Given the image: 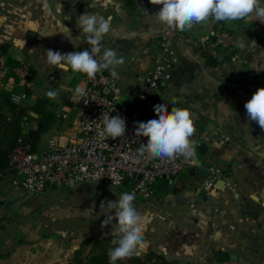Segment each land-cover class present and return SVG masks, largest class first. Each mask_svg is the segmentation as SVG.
I'll return each mask as SVG.
<instances>
[{"label":"crops","instance_id":"0c3cea01","mask_svg":"<svg viewBox=\"0 0 264 264\" xmlns=\"http://www.w3.org/2000/svg\"><path fill=\"white\" fill-rule=\"evenodd\" d=\"M159 7L149 0H0V47L4 50L0 94L23 88L11 71L3 72L4 67L11 69L21 63L30 67L35 86L59 92L57 100L46 97L56 107V119L41 136L38 151L44 146L43 137L62 134L74 123L75 111L64 100L75 87L85 86L83 75L49 68L43 59L46 51H82L87 44L77 27L79 16L88 12L111 17L112 30L102 44L125 59L114 80L121 97L130 104L140 100L142 79L168 28L156 20ZM218 27L226 36L216 45L221 52L216 48L217 56L212 58ZM28 34L35 35L34 41ZM170 49L179 64L160 88L159 98L172 108L189 110L196 129L191 139L197 144L201 166L160 190L155 185L145 204L133 202L144 224L143 243L134 255L151 252L177 264H264V130L247 119L244 108L252 94L264 87V22L209 20L191 30L174 29ZM36 100L30 97L28 106ZM66 111L67 117L60 118ZM209 168L218 169L221 175L208 195L202 186ZM10 180L11 173H0V264H69L76 251L88 255L91 247L85 253L86 245L102 240L101 232L92 226L47 235L32 227L38 226L34 222L24 224L20 220L23 205L15 206L24 194ZM93 210L97 214L94 224L102 223L106 214H99L98 207ZM79 211L65 218H88ZM114 224L115 220L108 224L109 236Z\"/></svg>","mask_w":264,"mask_h":264},{"label":"built area","instance_id":"2783aa9c","mask_svg":"<svg viewBox=\"0 0 264 264\" xmlns=\"http://www.w3.org/2000/svg\"><path fill=\"white\" fill-rule=\"evenodd\" d=\"M173 36L174 29L168 27L157 43L158 51L153 65L142 79L140 106L135 114H130L124 106L118 105L120 89L105 71L92 81L83 76L87 95L80 98L74 96L72 92L68 96L71 108L75 111V121L71 127L64 133L48 139L39 151L37 149L30 151L28 145L19 143L8 157L7 170L0 173H11L10 184L28 195L41 193L48 188L71 189L91 183L117 189L127 178V188L130 183H134V187L128 188L127 192H135L134 201H137L149 199L159 181L169 182L188 172L197 163L196 147V155L192 161L179 156L172 160L158 159L147 154L140 157L139 163H133L131 160V157L137 154L141 143L147 142L146 137L134 136L135 127L138 122L155 118L154 101L160 99V88L170 80L174 68L179 64L170 49ZM225 36L226 32L218 27L217 43L212 46L211 51L212 58L217 56L216 45ZM8 71L12 72L23 87L21 90L8 93L12 104L27 108L30 97L37 100L47 99L48 87L35 86L28 65L21 63L11 69L3 68L4 73ZM106 89L108 94L104 93ZM142 110L148 111L146 119L140 117ZM67 113L68 111L60 114V118L65 119ZM104 114L119 115L125 120V136L106 140L98 136V125H101ZM23 126L25 129L36 128L32 121L24 122ZM220 175L218 169H208V177L202 186L206 194L214 191Z\"/></svg>","mask_w":264,"mask_h":264},{"label":"clouds","instance_id":"9594fccd","mask_svg":"<svg viewBox=\"0 0 264 264\" xmlns=\"http://www.w3.org/2000/svg\"><path fill=\"white\" fill-rule=\"evenodd\" d=\"M149 3L160 6L155 13L157 22L181 32L209 20L232 22L250 19L252 22H264V0H149ZM77 27L83 34L81 39L88 47L82 51L63 54L49 49L43 58L46 65L52 69L83 75L89 81L95 80L105 70L113 79H117V69L125 64V59L118 56L115 49L103 47L102 44L106 34L112 30L111 17L105 18L87 12L79 16ZM46 95L51 100L59 98L56 90H49ZM73 95L83 98L87 95V90L77 86ZM244 108L247 119L264 130V87L252 94ZM154 115L155 118L138 122L135 127L134 136L146 137L147 142L141 143L137 154L131 157L132 162L139 163L140 157L145 154L158 159L172 160L179 156L192 161L196 150L191 138L196 129L189 110L173 107L169 111L166 105L160 103L154 106ZM125 130L126 122L123 118L104 114L97 134L101 139H116L125 136ZM135 199V192H124L118 200L102 202L100 205L101 212L106 214L102 226L115 220L111 231V244L114 247L107 254L109 264L126 260L142 246L144 224L141 213L133 203Z\"/></svg>","mask_w":264,"mask_h":264},{"label":"rangeland","instance_id":"374dc122","mask_svg":"<svg viewBox=\"0 0 264 264\" xmlns=\"http://www.w3.org/2000/svg\"><path fill=\"white\" fill-rule=\"evenodd\" d=\"M52 137L53 136H50V133L47 134L45 137H43L42 139L44 143L43 145H45L46 141ZM128 190L129 189L123 185L117 189H111L102 184L91 183V184H84V186L82 187L77 186L71 189L60 187L58 189H55L54 192L49 191L35 196L33 194L32 195L24 194L23 196L20 197L21 199H25V201L21 203V205H23L22 206L23 211H21L20 215L22 216L23 219L20 218L19 219L23 220L24 224L26 225H31L34 222L38 226L35 225L32 227L34 228L38 227V229H40L41 232L47 235H59L66 228H72L73 230H75L77 227H83V226L89 229L94 227L93 230H99L101 232L100 234L102 235L101 237L102 240H108L110 238H113L108 234L109 226L108 225L102 226V223L94 224V221L96 220L94 216H97V214L93 212L95 214L94 215L92 213V210L97 207L100 210V205L102 202L106 203L107 201L118 200L120 195L124 192H127ZM146 201L147 200H142L141 204H145ZM8 206H10V208H13L10 203L8 204ZM12 210L15 209L13 208ZM79 210H82V213L86 212L89 216L88 215L85 216H87L89 219L86 218L79 220L77 219L78 216L75 217L69 216V219L65 218L66 214H71L74 211L80 212ZM98 213L100 214L101 210ZM36 214H38V218L34 220L33 217ZM9 216L11 217V215ZM101 216L104 217L105 215L102 214ZM30 218L33 221H31ZM105 219L106 216L104 217V220ZM78 221L82 222V224H78ZM87 248H90L92 251L93 249L92 243L89 246L86 245L85 253H87ZM88 255H82V257L86 258Z\"/></svg>","mask_w":264,"mask_h":264},{"label":"trees","instance_id":"16d2710c","mask_svg":"<svg viewBox=\"0 0 264 264\" xmlns=\"http://www.w3.org/2000/svg\"><path fill=\"white\" fill-rule=\"evenodd\" d=\"M221 52L220 48H217ZM4 53L0 47V55ZM211 62H215L214 59ZM16 66V65H15ZM10 66V68L15 67ZM65 105H71L68 100H64ZM56 107L47 99H38L33 106L27 108L18 107L12 104L8 98V93L0 94V172L8 168V157L14 148L19 144L28 145L30 151H35L40 142L41 136L47 133L53 126L56 116ZM32 111L37 119L30 116ZM32 121L35 129H25L24 122ZM20 141V142H19ZM108 240L93 241V249L86 257H82L81 251H76L70 264H109L108 251L114 247ZM116 264H177L167 262L162 257L153 253L136 256L133 255L126 260H118Z\"/></svg>","mask_w":264,"mask_h":264},{"label":"water","instance_id":"95a60500","mask_svg":"<svg viewBox=\"0 0 264 264\" xmlns=\"http://www.w3.org/2000/svg\"><path fill=\"white\" fill-rule=\"evenodd\" d=\"M27 38H28L29 40H31V41H34V39H35V35H33V34H28ZM217 60L220 62V61L222 60V57H219ZM104 93H105V94H108V90H107V89L104 90ZM160 103L163 104V105H166V106L168 107V110H169V111L171 110L172 107H171L170 105L166 104L164 101H162V100H160V99H156V100L154 101V106L157 105V104H160ZM118 105H120V106H124V107L129 111L130 114H135V113L137 112V109H138L139 106H140V100L136 99V100H134L132 103L128 104V103H126V99H125L124 97H120L119 100H118ZM29 114H30V116L35 117V114H33L32 112H29ZM147 116H148V111H147V110H142V112H141V114H140V117H141L142 119H146ZM209 130L212 131L211 128H209ZM194 145H195V147H197V144H196L195 142H194ZM199 150H200V151H204V148H203V147H200ZM200 166H201V164L197 162L196 165H195L193 168H190V169L188 170V174L191 175V174L194 172L195 168H196V167H200ZM137 179L139 180V179H140V176H138ZM127 183H128V179L125 178V179L123 180L122 185H123V186H127ZM166 184H167V182L164 181V180H163V181H159V182L156 184V189H157V190H160L161 187L164 186V185H166ZM133 187H134V183H130V184L128 185V188H129V189H132ZM24 201H25V199H21V200H19V202H17V203L15 204V206H17V205L23 203ZM13 211H14V210H13Z\"/></svg>","mask_w":264,"mask_h":264}]
</instances>
